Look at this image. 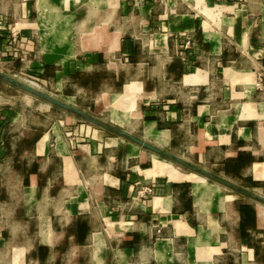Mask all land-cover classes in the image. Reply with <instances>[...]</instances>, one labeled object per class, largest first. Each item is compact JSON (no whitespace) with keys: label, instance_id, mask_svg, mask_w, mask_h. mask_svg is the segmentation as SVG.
<instances>
[{"label":"crops","instance_id":"obj_1","mask_svg":"<svg viewBox=\"0 0 264 264\" xmlns=\"http://www.w3.org/2000/svg\"><path fill=\"white\" fill-rule=\"evenodd\" d=\"M0 264H264V0H0Z\"/></svg>","mask_w":264,"mask_h":264},{"label":"bare ground","instance_id":"obj_2","mask_svg":"<svg viewBox=\"0 0 264 264\" xmlns=\"http://www.w3.org/2000/svg\"><path fill=\"white\" fill-rule=\"evenodd\" d=\"M117 101V100H116ZM116 101H115V103H116ZM114 103V102H113ZM116 107V106H115ZM114 111H115V109H114ZM125 117H126V114H123ZM125 126V125H124ZM157 131V130H156ZM144 136H148V137H151V138H154L155 140L156 139H158V138H160L161 137V135L160 134H158V133H156L155 131H154V128L151 126V125H146L145 126V128H144ZM167 167V169H169V167L168 166H166ZM205 181L203 180V179H201V178H198L197 180H196V183H204Z\"/></svg>","mask_w":264,"mask_h":264},{"label":"built area","instance_id":"obj_3","mask_svg":"<svg viewBox=\"0 0 264 264\" xmlns=\"http://www.w3.org/2000/svg\"><path fill=\"white\" fill-rule=\"evenodd\" d=\"M261 78H262V75H260L259 80H258L259 82L257 83V86H256V87H258V88L260 87L261 82H262V81H261ZM34 82H35L36 84H38L36 80H34ZM145 190H146L147 193H152L151 190L148 189V188H146Z\"/></svg>","mask_w":264,"mask_h":264},{"label":"rangeland","instance_id":"obj_4","mask_svg":"<svg viewBox=\"0 0 264 264\" xmlns=\"http://www.w3.org/2000/svg\"><path fill=\"white\" fill-rule=\"evenodd\" d=\"M34 85L35 86H38L35 82H34ZM258 88V87H257ZM117 100V101H116ZM116 103H115V101H114V104H113V107H112V109L114 110L115 109V111H116V109L118 110V98H116ZM116 106V107H115Z\"/></svg>","mask_w":264,"mask_h":264}]
</instances>
